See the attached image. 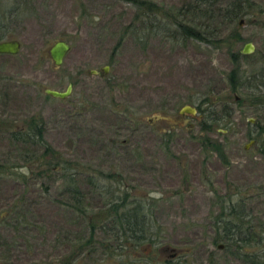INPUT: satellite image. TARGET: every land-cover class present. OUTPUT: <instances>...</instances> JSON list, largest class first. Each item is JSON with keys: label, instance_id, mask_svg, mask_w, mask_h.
<instances>
[{"label": "rangeland", "instance_id": "1", "mask_svg": "<svg viewBox=\"0 0 264 264\" xmlns=\"http://www.w3.org/2000/svg\"><path fill=\"white\" fill-rule=\"evenodd\" d=\"M187 2L0 0L9 34L2 40L21 45L0 53V264H62L69 242L82 244L91 224L92 241L76 249L81 264H163L173 247L189 259L195 251L231 261L236 245L246 264H262L264 103L253 95L264 93V0H250L251 14L234 26L238 41L219 21L212 42L185 36L165 17ZM63 39L70 49L56 65L48 49ZM246 42L254 51L238 65L231 54ZM66 84L65 97L45 89ZM183 103L199 108L181 114ZM35 122L55 158L35 136L11 137ZM111 172L132 185L130 203L117 210L123 194L113 193L124 188L112 191ZM143 198L147 237L133 246L118 237V250L114 218ZM230 200L255 231L249 243L220 238L218 219L229 218L220 204Z\"/></svg>", "mask_w": 264, "mask_h": 264}, {"label": "trees", "instance_id": "2", "mask_svg": "<svg viewBox=\"0 0 264 264\" xmlns=\"http://www.w3.org/2000/svg\"><path fill=\"white\" fill-rule=\"evenodd\" d=\"M251 5H252V2H250V0H225V1L223 0H188L186 4L178 8V10L176 11V14L170 15V14L164 13V15L165 17H167V19L170 18L171 23L175 24L178 27V29H180V31L183 32L185 36H189V37L192 36L198 40L203 39V41L212 42L216 38L217 34L219 33V29L221 26L219 21L220 22L223 21L224 24L226 25L229 24V26L232 27L229 34H226L227 35L226 38L230 36L232 37V35L234 34V26L238 24V21L242 17L245 18L249 14H251L250 13ZM7 36H9L8 26L4 22H2L0 18V40L4 39ZM233 37L232 38L235 39L236 41H238L239 38H241L239 34H235ZM240 49L236 51L234 50L233 53L231 54L232 61H235L238 65H239V59L241 57H244L246 55L248 56V54L246 53L244 54L241 53ZM229 79H230L231 90H235L236 87L240 85V83L238 82L239 74H236L235 72L232 71L228 75V80ZM253 97L256 103L257 102L264 103V93L262 91H259V93H257L256 95L254 94ZM32 123L27 125V128H25V131H23V133H19L15 130L14 133H11V137L14 139L16 138V140L27 139V140L34 141L32 139H33V136H35V139L37 138V140L40 141L44 145L45 147L44 153L48 154L49 158L50 157L55 158L54 155L57 151L52 149L49 143L44 140L43 130L41 129L42 126L40 124L38 125L36 122H35V125ZM201 125L202 127H207V128H210L211 126L206 121L202 122ZM201 142L204 143L205 145L206 144H208L209 146L211 145L214 150L216 151L218 150V152L223 155V150L218 140H213L207 137V135H205L204 138H202ZM112 173L113 172L105 174V175L111 176ZM72 179L73 178H71V180ZM73 191H75V193H80L77 187H75ZM126 198L127 196H124L121 199V202H117L116 205H114L116 210L119 207H123L127 203H130V201ZM75 200L79 201V198L76 197ZM138 205L139 203L135 202L134 205L130 206L127 209H124L125 210L124 214H120L119 216H117V218H114L115 221L120 222L119 224L121 225L123 229L117 232L120 237H123L129 233V231L126 230L125 228L126 223L127 224H134V223L138 224L139 219L142 218V214L138 215L136 213V211L138 210L137 209ZM220 205L222 206V208L226 207L228 209L227 211L228 217L231 216V218H233L234 220L239 219L240 221L239 223L236 222V225H237L236 227L231 226L228 230L227 226L225 225H227V223L229 222H227L226 220H220V227H221V233H222L221 236L222 237L226 236L228 234V231L231 230L229 235L232 236L233 239L243 240L244 243H249L251 241V238L254 235L253 234L254 229L251 230L252 228H250V226H247V227L243 226L245 223L247 224V222H249L248 220L244 219L245 214H243V212L238 209L236 210L237 207L235 203H233L231 200H230V203L228 201L226 205H223V204H220ZM76 206L77 205L73 206V208L76 211H78L79 214L82 215V211H84V209L81 208L80 206L79 208ZM142 207L144 211L142 212L144 214L143 219H145L144 224L146 227L145 215L147 213V209H145L146 208L145 204H142ZM232 222L235 223L233 220ZM136 229L137 227L134 229L133 232L134 233L137 232L138 234H140L139 236H136V238L139 237L140 239H144L145 237H147V232H145L144 229L140 228L137 231ZM93 230H94V225L91 224V226L89 227V232H90L89 237L87 239H84L82 244L80 245L73 242L72 252L75 251L76 249H82L85 245L84 243L90 244V242L92 241L91 235H92ZM261 256L263 259L262 261H260V263L264 264V252Z\"/></svg>", "mask_w": 264, "mask_h": 264}, {"label": "flooded vegetation", "instance_id": "3", "mask_svg": "<svg viewBox=\"0 0 264 264\" xmlns=\"http://www.w3.org/2000/svg\"><path fill=\"white\" fill-rule=\"evenodd\" d=\"M197 106V107H196ZM195 107H196V110L199 108L198 107V105H196ZM196 110H195V112H196ZM178 111H179V109H178ZM177 111V112H178ZM180 113V112H179ZM183 113H189V112H186V111H183ZM183 113H181V114H183ZM191 114V113H190ZM106 177L108 178V179H112V178H114V180L115 181H112L111 183H110V186H111V188H112V191L115 189V190H119V189H123L124 190V193H120V192H117V193H113V195L115 196V198H120V196L119 195H121V194H123L122 195V198L124 197V196H127L128 195V193H129V191H128V188L130 187H132V185H126V187H124V182L127 184L128 182H126L125 180H122V178H120V177H114V176H108V175H106ZM119 179V180H118ZM122 180V181H121ZM145 199L143 198L142 200H140L139 201V205H138V207H137V211H136V213L139 215V214H142V215H144L142 212H144L143 211V207H142V204H145ZM243 209V208H242ZM242 209L240 210V209H238V210H240V211H242ZM134 213V212H133ZM116 214V213H115ZM121 214H124V212L123 213H121ZM135 214V213H134ZM243 214H246V211L245 210H243ZM141 220V218L139 219V222H138V224L137 223H134V224H127L126 223V230H128L129 231V233L127 234V236L128 237H130L132 240H133V242L131 243L130 242V245H135L137 242V240H140V238L139 237H137L136 238V236H139L140 234H138L137 232H133L134 231V229L137 227V229H136V231L138 230V229H144L145 230V219H143V221H140ZM219 221L220 220H222V217H220L219 219H218ZM232 220H233V218H230V216H229V218L228 219H226V221L227 222H229V223H227V225H225V226H227V228H228V230H229V228L231 227V226H233V227H236L237 225H236V223H233L232 222ZM135 225V226H134ZM115 228L117 229L116 230V233L117 232H119L120 230H123L122 229V227H121V225L118 223L117 225L115 224ZM231 232V230L230 231H228V234L226 235V236H224L223 238H224V240H227V242L229 243V242H233L235 245H236V243H238V242H244L243 240H237V239H233L232 238V236H230L229 235V233ZM117 236V238H116V248L119 250V247L122 245V242H119V240H118V237H120L119 236V234L117 233L116 234ZM222 237V236H221ZM220 237V238H221ZM123 238V237H122ZM119 239H121V238H119ZM219 239V238H218ZM136 242V243H135ZM241 243V244H242ZM217 248H219V249H221L222 247L224 248V243H222V242H217ZM68 246L70 247V251L68 252V254H66V256L65 255H63V257H62V259L60 260L61 261V263L62 264H73L74 263V261H75V263L76 264H81V262H82V258L80 257L81 255L79 254V253H81L82 255H83V251L82 250H79V252L78 251H71V248L73 247V243H70L69 242V244H68ZM241 245H236V248L235 249H233L232 251L234 252V253H236L237 255L234 257V259L233 260H231V261H224L223 259L222 260H219L217 257H215V255L214 254H211V256H209V255H205V254H203V257H201V259H199V257L197 256V255H194V254H196L195 253V251H193V257H192V259L190 258H188V257H186L185 255H184V252L179 248V250L177 249V248H175V247H173V248H171L170 250H172V252L170 251L169 252V256H168V258L167 259H164V260H162L164 263L163 264H167V262H169V261H171V264H190V263H196V264H246V260H247V257H246V252H245V250L244 251H242L241 249ZM234 250H237V251H234ZM211 253V252H210ZM86 256V255H85ZM84 256V257H85ZM89 256V255H88ZM87 257V256H86ZM142 258L141 257H138L137 258V263H134V261H135V259H133L132 260V264H147V263H145L144 261L142 262V260H141ZM255 260H256V263H257V258H254ZM252 261H253V259H251Z\"/></svg>", "mask_w": 264, "mask_h": 264}, {"label": "water", "instance_id": "4", "mask_svg": "<svg viewBox=\"0 0 264 264\" xmlns=\"http://www.w3.org/2000/svg\"><path fill=\"white\" fill-rule=\"evenodd\" d=\"M238 26L243 25V19H240L238 21ZM20 42L16 39H8V40H0V53L2 54H11L14 55L16 54L19 49H20ZM255 44H252L251 42H246L244 45L241 47L240 52L241 53H252L254 51ZM70 49V45L68 42H66L64 39L63 40H57L53 42V44L50 46L48 49V54L52 62L56 65H60L61 62L63 61L64 55L67 54V52ZM97 70V69H96ZM96 70H91L92 72H96ZM102 70H106V66L102 67ZM66 88L64 90H58L57 88H45L46 92L49 93L52 96H58V97H65L66 94L68 95L71 89L70 84H66ZM196 110L195 105H188L183 103V105L179 108L180 113H183V111L189 112L191 114H194ZM246 147L248 144L245 145Z\"/></svg>", "mask_w": 264, "mask_h": 264}]
</instances>
